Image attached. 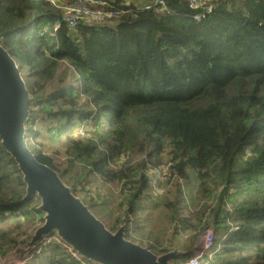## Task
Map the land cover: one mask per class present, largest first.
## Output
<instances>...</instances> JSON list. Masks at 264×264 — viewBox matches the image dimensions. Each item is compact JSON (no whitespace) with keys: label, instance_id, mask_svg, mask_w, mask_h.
Instances as JSON below:
<instances>
[{"label":"trees","instance_id":"trees-1","mask_svg":"<svg viewBox=\"0 0 264 264\" xmlns=\"http://www.w3.org/2000/svg\"><path fill=\"white\" fill-rule=\"evenodd\" d=\"M162 1L71 31L48 0H0V44L29 89L28 149L76 197L90 178L118 186L124 224L143 209L148 172L167 166L171 250L189 256L213 224L202 264H264V0H209L199 20L187 0ZM191 175L199 202L186 216L178 181ZM39 206L0 141V260L93 264L61 241L28 249Z\"/></svg>","mask_w":264,"mask_h":264},{"label":"water","instance_id":"water-1","mask_svg":"<svg viewBox=\"0 0 264 264\" xmlns=\"http://www.w3.org/2000/svg\"><path fill=\"white\" fill-rule=\"evenodd\" d=\"M29 100L25 76L0 44L1 145L23 176L26 199L36 195L40 201L39 211L45 215L44 223L35 231L28 247L55 233L72 251L96 264H168L181 256L176 250L155 255L124 239L126 226L109 232L51 168L36 160L25 140ZM198 242L199 239L196 245Z\"/></svg>","mask_w":264,"mask_h":264},{"label":"rangeland","instance_id":"rangeland-1","mask_svg":"<svg viewBox=\"0 0 264 264\" xmlns=\"http://www.w3.org/2000/svg\"><path fill=\"white\" fill-rule=\"evenodd\" d=\"M208 2L210 3L209 0ZM141 4L142 2H135L136 6H140ZM52 12L57 18L54 22V26H56L60 22L61 17H59V15L61 16V14L56 9H53ZM21 73L26 76L24 72ZM141 159V157H130L133 163H137L141 161ZM167 159L168 157L165 156L164 162H167ZM165 164L166 163H164V165ZM167 178L168 177H166V179ZM166 179L162 180L156 188H151L148 191L147 200L142 201L143 209L136 217L132 216L128 224L123 223L125 221V207L122 205L123 202L118 186L106 185L97 178H90L85 182L82 190L78 192L77 197L87 207L90 214L101 221L109 232L112 227L117 226V229H119L122 226H126L127 234H124V239L144 248L151 246L153 250L147 249L152 253H155L154 251L156 250L159 251L164 249H169V252H172L171 248L174 247V244H172L174 225L171 223L168 210L164 205L166 202L172 200V196L176 192L175 184L177 180L175 179L167 183ZM178 182L181 184L180 186L184 192L183 198L184 203H186L184 214L188 216L189 212H194L198 207L197 204L199 201L196 198L197 181L194 176L191 175L189 183L182 180ZM212 200L213 199H211L208 204L213 207L216 204L215 200ZM44 216L45 215L42 213L40 218L43 219ZM114 232L113 230L111 233ZM225 233L226 231H220L217 235L220 238ZM52 235L54 236L53 238L56 237L55 233H52L50 236ZM11 258L13 260L16 259L14 257ZM187 260L188 255H182L176 260L170 261L168 264H184Z\"/></svg>","mask_w":264,"mask_h":264},{"label":"built area","instance_id":"built-area-1","mask_svg":"<svg viewBox=\"0 0 264 264\" xmlns=\"http://www.w3.org/2000/svg\"><path fill=\"white\" fill-rule=\"evenodd\" d=\"M50 5L61 14V21L71 31H74L80 25H104L111 24L135 8L140 11L156 10L163 12L166 10V5L162 0H48ZM135 2H142L140 6H136ZM187 7L190 11L195 12L196 19H200V15L204 12H209L212 6L208 4V0H187ZM77 135L85 137L82 129L77 131ZM168 167L163 166L151 169L148 174V184L151 188H156L158 184L167 177ZM230 206L226 204L224 212H230ZM236 231V228H231ZM198 245L192 250L188 256L187 262L184 264H202V261L207 253L213 247L215 239V227L210 224L203 235L199 236ZM61 241L57 236H51L42 239L34 246L28 249L34 250L40 243L46 244L50 241ZM62 242V241H61ZM63 243V242H62ZM66 245V244H65ZM67 246V245H66ZM68 247V251L75 258L81 257ZM16 258L13 260L11 257ZM0 260V264H26L30 256H15L9 255Z\"/></svg>","mask_w":264,"mask_h":264}]
</instances>
